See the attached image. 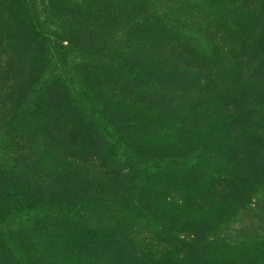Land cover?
Instances as JSON below:
<instances>
[{
    "label": "rangeland",
    "instance_id": "374dc122",
    "mask_svg": "<svg viewBox=\"0 0 264 264\" xmlns=\"http://www.w3.org/2000/svg\"><path fill=\"white\" fill-rule=\"evenodd\" d=\"M263 26L264 0H0V215L35 264H264ZM52 179L122 245L31 220Z\"/></svg>",
    "mask_w": 264,
    "mask_h": 264
},
{
    "label": "trees",
    "instance_id": "16d2710c",
    "mask_svg": "<svg viewBox=\"0 0 264 264\" xmlns=\"http://www.w3.org/2000/svg\"><path fill=\"white\" fill-rule=\"evenodd\" d=\"M259 36L264 39V26L262 29H258ZM72 46L68 42V47L62 49H69ZM79 47V46H78ZM74 50L81 56L87 51V49H80L72 46ZM55 49H58L55 47ZM76 95H78L79 101L86 107L92 117H94L98 126L102 129L103 133L109 135L112 139L121 138L137 139L134 135L122 136L124 132L119 129H113L108 127L105 129L104 124L102 123V118L100 112H98L87 98H84L83 89L78 86L76 87ZM108 126V123H107ZM138 140V139H137ZM139 143L142 141L138 140ZM234 177H238L236 173H233ZM21 184L17 185L15 180H11L9 193H14L13 189L21 188L19 193V199L24 201L26 199L25 193L27 190V183L32 181V178H24ZM45 185H40L41 187L33 186L34 193L31 194V200H37L38 205H30L26 210L31 211V220L39 222L40 225H45V221L53 220L55 223L64 224L68 226L71 236L69 240L73 241L75 248H77L76 243L81 244L83 238L92 240V242L98 241L106 247H116L119 248L123 240H121V234L118 230L110 225L106 219L99 213L93 212L88 206L79 205L75 202V199L70 195L69 190H67L64 185H59L57 182L52 179L47 182H43ZM5 193L0 195V209L5 205ZM20 205V201H18ZM23 206V204L21 205ZM39 208L40 213L38 216L35 215V210ZM26 231H22L20 228L14 230V226L9 225L5 222V216L0 215V237L5 236L9 245L12 244L13 250V261L14 264H35L32 254H29L27 251V245L22 240V235H25ZM121 240V241H120ZM11 241V244H10ZM182 243L186 244L182 241ZM82 244H85L83 242ZM78 251V249H77ZM176 258V257H175ZM173 259L171 264H188V259L184 257H177Z\"/></svg>",
    "mask_w": 264,
    "mask_h": 264
}]
</instances>
